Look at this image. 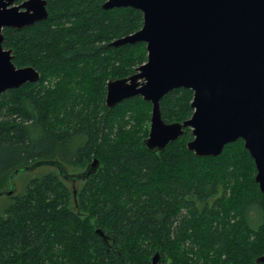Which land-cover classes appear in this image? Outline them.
Segmentation results:
<instances>
[{
	"label": "trees",
	"instance_id": "1",
	"mask_svg": "<svg viewBox=\"0 0 264 264\" xmlns=\"http://www.w3.org/2000/svg\"><path fill=\"white\" fill-rule=\"evenodd\" d=\"M47 1L46 19L2 31L14 63L41 77L0 93V191L35 161L83 169L69 173L95 158L99 165L80 189L50 171L5 194L0 264H152L156 252L158 264H264L257 263L264 192L244 141L199 156L188 149V127L154 151L145 143L152 103L141 95L106 103L108 81L132 75L148 58L145 43L110 45L139 30L143 12L105 9V0ZM193 96L189 88L169 91L161 99L165 122L189 119Z\"/></svg>",
	"mask_w": 264,
	"mask_h": 264
},
{
	"label": "water",
	"instance_id": "2",
	"mask_svg": "<svg viewBox=\"0 0 264 264\" xmlns=\"http://www.w3.org/2000/svg\"><path fill=\"white\" fill-rule=\"evenodd\" d=\"M47 0H0V93L37 82L34 66L18 67L13 49L3 46V29H23L48 17ZM133 7L144 15L143 26L115 39L112 46L145 43L148 59L127 77L110 79L106 103L113 108L141 95L152 103L147 147L162 151L191 128L188 149L199 156H216L228 143L244 140L257 169L255 180L264 192V0H105L103 7ZM194 92L192 116L183 122H165L161 99L175 88ZM67 179H85L95 172L94 159L81 173ZM39 166V165H37ZM25 168V167H24ZM15 170L14 175L21 171ZM68 171V172H67ZM12 173V174H13ZM13 185V183L11 184ZM14 189L0 191V196ZM97 232L106 239L101 229ZM156 252L152 264H158ZM264 263V254L257 259Z\"/></svg>",
	"mask_w": 264,
	"mask_h": 264
},
{
	"label": "rangeland",
	"instance_id": "3",
	"mask_svg": "<svg viewBox=\"0 0 264 264\" xmlns=\"http://www.w3.org/2000/svg\"><path fill=\"white\" fill-rule=\"evenodd\" d=\"M59 80H60L59 78H54L52 80L44 82V85L47 88L55 87V85L57 84V82H59ZM150 125H151V118H150V121H149V132H150ZM191 132H192V129H191ZM37 165H39V166H37ZM67 169H68L69 172H80V171L83 170V169H73V167H71V166H67ZM50 171H54V172L55 171H58V172L60 171L61 172V169H60V167L58 165H55V164L46 165L45 163L44 164H40L39 161H35L31 165H26L25 168L21 169V171L18 172L17 174L14 175V173L13 174L11 173V175H10V177L8 179L7 187L4 190L12 188V189H14V191L12 192L13 194L22 192L25 189L26 184L30 181L31 178L36 177V176H40L41 174L47 173V172H50ZM65 182L71 188H74V186H75V187H77L79 189H80L81 185L83 184V180H81V179H77L76 181H72L71 179H67L66 178ZM12 183H13V185H11ZM7 197L8 196H6V195L0 196V214L3 213L2 212V208L5 205V203L8 202V198ZM167 260H168L167 262L169 264H171V258H168Z\"/></svg>",
	"mask_w": 264,
	"mask_h": 264
},
{
	"label": "bare ground",
	"instance_id": "4",
	"mask_svg": "<svg viewBox=\"0 0 264 264\" xmlns=\"http://www.w3.org/2000/svg\"><path fill=\"white\" fill-rule=\"evenodd\" d=\"M19 226V225H18ZM11 229V228H10Z\"/></svg>",
	"mask_w": 264,
	"mask_h": 264
}]
</instances>
